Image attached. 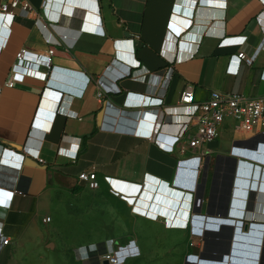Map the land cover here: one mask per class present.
Listing matches in <instances>:
<instances>
[{
	"label": "crops",
	"instance_id": "0c3cea01",
	"mask_svg": "<svg viewBox=\"0 0 264 264\" xmlns=\"http://www.w3.org/2000/svg\"><path fill=\"white\" fill-rule=\"evenodd\" d=\"M29 1L31 14L9 24L0 11V233L11 238L0 264L71 243L84 257L76 264H95L116 213L168 244L202 241L191 264H264V130L227 120L186 152L177 139L194 111L181 102L188 84L198 102L213 90L264 95V0ZM23 48H55L54 66L34 64L9 86ZM240 51L256 52L254 64L228 72ZM93 169L97 189L79 178ZM68 224L94 231L72 240ZM139 243L120 248L121 264Z\"/></svg>",
	"mask_w": 264,
	"mask_h": 264
},
{
	"label": "built area",
	"instance_id": "2783aa9c",
	"mask_svg": "<svg viewBox=\"0 0 264 264\" xmlns=\"http://www.w3.org/2000/svg\"><path fill=\"white\" fill-rule=\"evenodd\" d=\"M46 7L47 2L45 1L44 8ZM32 8L29 0H4L0 6V11L4 16V21L8 23L12 22L20 12L31 14ZM54 52L55 48H51L48 54H39L26 48L21 49L17 54V61L13 66L11 78L7 84L15 86L16 79L27 76L31 66L34 64L48 66L49 68L54 66L52 59ZM255 56L256 52L248 55L243 51L232 55L228 65V72L237 74L242 63L252 66L255 62ZM133 64L139 66V62H134ZM261 77L264 80V70ZM103 95V92L99 93V96ZM181 102L194 106V111L190 114L181 134L177 137L179 142L185 143V145L181 146V152H186L189 148L201 149L215 141L227 120L234 121L236 127L245 132L264 130V95L251 96L240 90L231 92L213 90L206 100L198 102L194 86L188 84L182 92ZM152 139L153 137H151ZM79 178L85 181L92 189H97L100 186L95 169L81 172ZM10 186L13 191H19L15 184ZM44 221H51V217H47ZM10 243L11 238L4 233H0V250L1 247ZM119 252L120 249L116 252L105 251L101 254V262L109 260L110 264L118 263ZM78 259L84 261L83 253L80 254L78 252Z\"/></svg>",
	"mask_w": 264,
	"mask_h": 264
},
{
	"label": "rangeland",
	"instance_id": "374dc122",
	"mask_svg": "<svg viewBox=\"0 0 264 264\" xmlns=\"http://www.w3.org/2000/svg\"><path fill=\"white\" fill-rule=\"evenodd\" d=\"M48 213H52L51 210H43L41 212L42 216H45ZM54 213V212H53ZM119 216L120 218V226L116 229H110V230H100V232L112 234L113 240H108L105 243H102L100 248L99 256L97 257V264H103L101 262V254H103L105 251H119L121 247H127L131 244V242L139 241V247L141 249L140 254L139 251L137 252L138 255L134 254V256L129 257L124 264H191L190 257L187 256L191 254H203L204 250L206 249V246L202 244V241L199 240V242L195 245L194 239L186 240L187 244H179V245H172L168 244L169 236L167 238H163L160 234L161 230H154L152 226H149L145 223H141L139 225L137 221H134L132 219L127 218V214L125 215V218L127 221L124 222V218H122L123 214H114ZM54 219L59 218V224L62 226V217L59 213L53 214ZM58 217V218H57ZM123 221V222H122ZM57 224V221L52 224L48 225H41L43 230L46 231L50 228V226H53ZM70 230V234L73 238L76 240H82L85 238H89L91 235L88 232H92L94 230H85V229H78L76 226L69 225L67 226L66 230ZM62 233L64 232V229L62 228ZM96 232H99V230H96ZM172 234V233H171ZM172 236L179 237L180 234H172ZM109 237V236H107ZM71 243V242H70ZM194 243V244H193ZM172 245V248L171 246ZM103 246V247H102ZM33 247L36 249L38 253H36L37 257L33 261H30V264H59L62 263V259L68 260V257H70V262L68 261V264H76L71 257L74 255L76 260L78 259V247H74V244H67V246H59V248L56 251H47V249H41L42 246L39 245H33ZM132 247H128L126 249V254H132ZM194 247V248H193ZM202 251V252H201ZM40 252H44L46 254L47 258H41L39 256ZM200 252V253H199ZM69 254V255H68ZM187 258V259H186ZM32 262V263H31ZM196 264V263H194Z\"/></svg>",
	"mask_w": 264,
	"mask_h": 264
},
{
	"label": "water",
	"instance_id": "95a60500",
	"mask_svg": "<svg viewBox=\"0 0 264 264\" xmlns=\"http://www.w3.org/2000/svg\"><path fill=\"white\" fill-rule=\"evenodd\" d=\"M67 10H69V11H71L70 9H67ZM122 259H120V261H121ZM103 264H110V262H109V260H104L103 261ZM121 264V263H120Z\"/></svg>",
	"mask_w": 264,
	"mask_h": 264
},
{
	"label": "flooded vegetation",
	"instance_id": "af4514ba",
	"mask_svg": "<svg viewBox=\"0 0 264 264\" xmlns=\"http://www.w3.org/2000/svg\"><path fill=\"white\" fill-rule=\"evenodd\" d=\"M224 255V254H223ZM204 258V256H202V259ZM196 260V259H195ZM199 260H201V259H197V261H199ZM200 264H204V263H202V262H199Z\"/></svg>",
	"mask_w": 264,
	"mask_h": 264
},
{
	"label": "bare ground",
	"instance_id": "6f19581e",
	"mask_svg": "<svg viewBox=\"0 0 264 264\" xmlns=\"http://www.w3.org/2000/svg\"><path fill=\"white\" fill-rule=\"evenodd\" d=\"M122 256H119V260H118V263H116V264H120L121 263V261H120V258H121Z\"/></svg>",
	"mask_w": 264,
	"mask_h": 264
},
{
	"label": "trees",
	"instance_id": "16d2710c",
	"mask_svg": "<svg viewBox=\"0 0 264 264\" xmlns=\"http://www.w3.org/2000/svg\"><path fill=\"white\" fill-rule=\"evenodd\" d=\"M94 260H95L94 263L97 264V263H98L97 259H94ZM96 261H97V262H96Z\"/></svg>",
	"mask_w": 264,
	"mask_h": 264
}]
</instances>
